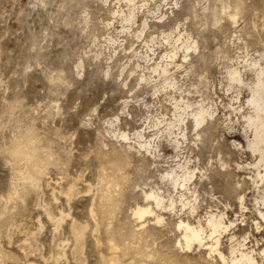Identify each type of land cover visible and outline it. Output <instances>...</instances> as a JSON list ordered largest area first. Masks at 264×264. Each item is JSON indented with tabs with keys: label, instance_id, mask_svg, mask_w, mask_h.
I'll list each match as a JSON object with an SVG mask.
<instances>
[{
	"label": "rangeland",
	"instance_id": "rangeland-1",
	"mask_svg": "<svg viewBox=\"0 0 264 264\" xmlns=\"http://www.w3.org/2000/svg\"><path fill=\"white\" fill-rule=\"evenodd\" d=\"M252 63L264 0H0V264H264V159L228 77ZM184 163L192 195L163 178Z\"/></svg>",
	"mask_w": 264,
	"mask_h": 264
},
{
	"label": "bare ground",
	"instance_id": "bare-ground-1",
	"mask_svg": "<svg viewBox=\"0 0 264 264\" xmlns=\"http://www.w3.org/2000/svg\"><path fill=\"white\" fill-rule=\"evenodd\" d=\"M187 50H188V48H185V51H187ZM173 56H174V54H173ZM184 59H185V57H184ZM251 68H252V70L254 72V76H255V82L252 85L244 83V80L242 78L243 76L241 75V73L239 71H236V70L230 71L228 73V77L232 83L246 87L247 90L249 91V94H250V98L247 101V105L249 106L250 109L253 110V115H248L245 117V119H246L247 125L249 127H251V129H252L253 136H252V140H250L248 142L247 150H249L253 154L256 153L259 156V161L257 162V164L254 165L256 167V166H259L264 159V66L262 67L256 63H252ZM188 108H189L188 106L184 105L182 108H179V109L182 110V112H184ZM207 114H208L207 110H204L201 107H199L194 112L189 114L193 130H197L198 128L203 126L204 122H206ZM181 115H179L178 118H181ZM121 137L126 139V136H121ZM141 138H143V137H141ZM141 138H139V140ZM147 142H145V143H147ZM173 144H174V146L177 145L176 142H174ZM145 145L146 144H143L142 146L144 147ZM147 146L148 145H146V147ZM13 153L19 154V150L17 148H15V151ZM181 170H182L181 175H176L170 171V173L165 174L163 178H168L174 189L180 190L182 192H188V194L190 193L192 195L193 191L191 190L190 187L192 184L191 181H192L193 176H194V171H196V170L191 169L188 164H185V166L182 165ZM256 178L259 180V182L263 186L262 192H263V196H264V164H263V169H262L261 173L258 172L256 175ZM182 196H184V195H182ZM146 199L152 200L154 202L155 207H160L161 202H162L161 197L154 195L152 193H149V195H146ZM188 207H190V206L188 205ZM193 209L194 208L191 207V212H193ZM148 213H151L149 208L137 209L136 213L134 212V214L137 215L139 218H142L144 215H146ZM192 214H194V213H192ZM262 219L264 220V216H262ZM159 221L160 220H157V222H159ZM223 223L221 221V217L218 215L217 216L216 215H210L209 217H207L206 226L208 228V231H207L208 235H209L208 238L212 239L213 236L217 237L223 231H225L226 227L224 226ZM178 227L182 229V236L181 237H182L184 245L187 249H189L192 245H197V246L201 247L202 242H204L203 237L206 236V235L205 236H203V235L206 232L204 233V230L200 225L191 226L189 224H184V223L179 222ZM213 239H215V243L217 244L218 239H216V238H213ZM212 243H214V242L212 241ZM233 252H234V250H233ZM247 254H242V251H241L240 255H238L239 258L237 260H236V258L235 259L232 258L233 260L232 261L230 260L231 261L230 263L231 264H234V263L239 264L241 262L240 264H242V263L243 264H255L254 261L252 260L253 258L251 259L250 257H248ZM219 256L221 257V259H223L221 255H219Z\"/></svg>",
	"mask_w": 264,
	"mask_h": 264
}]
</instances>
